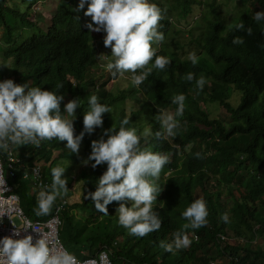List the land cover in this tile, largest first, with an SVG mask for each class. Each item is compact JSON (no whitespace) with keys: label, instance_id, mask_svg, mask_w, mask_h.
Here are the masks:
<instances>
[{"label":"trees","instance_id":"1","mask_svg":"<svg viewBox=\"0 0 264 264\" xmlns=\"http://www.w3.org/2000/svg\"><path fill=\"white\" fill-rule=\"evenodd\" d=\"M14 1L0 0V80L10 78L17 84L63 95L62 112L64 103L76 99L79 106L74 134L82 129L88 98L95 95L111 109L102 114L103 128L112 124L118 128L119 121L127 116L125 127H133L141 135V148L168 156L155 180L162 191L152 205L161 225L143 237L130 235L117 223L119 202L109 203L108 215H104L94 208L90 197L85 199L86 192L95 190L96 179L106 164L95 169L81 164V193L61 212L60 236L69 251L80 255V249L85 248L88 255H95L105 248L114 264H264V21L252 18L255 11L264 10V0H241V11L230 18L218 0L206 3L209 13L204 28L197 35L189 28L193 36L189 29L177 27L186 25L193 7L206 0H151L161 9L158 31L166 40L171 37L178 41L175 45L179 49H184L180 30L187 32L190 53L197 56V63L190 62L186 51L168 52L163 40L156 55L167 56L170 63L163 69L154 68L140 85L118 91L110 88V78L118 74L106 77L103 72L105 77L100 79L97 70H103L102 66L94 68L99 33L84 26L90 17L84 15V9L74 10L78 0H58L44 19L40 11L33 17V5H44L47 0H17V5L12 4ZM237 23L245 29L250 27L251 34L236 30ZM234 37L243 42L233 44ZM187 72L193 73L192 81L181 78ZM200 76L205 77V84L198 90L195 80ZM178 93L185 95L183 114L178 118L187 124H180L171 138L158 139L155 132L160 126L154 116L166 106H176L171 98ZM232 93L239 95L237 105L230 101ZM129 98L134 99L130 105ZM210 101L224 109L221 118L210 116L203 105ZM140 117L145 118L146 125H141ZM101 134L102 128L86 133L81 154L80 147L78 154H73L64 147L66 141L55 138L42 140L39 146L9 148L27 165H40L43 178L51 183L50 170L59 160L79 162L90 152V141ZM10 180L22 208L34 219L48 218L55 205L64 200L57 199L47 215L36 216L33 208L39 190L33 189L30 180H23L20 171ZM196 198L206 203L207 223L182 229L187 221L180 213ZM225 212L227 223L220 219ZM177 230H183L191 244L165 252L159 242L170 241ZM195 234L197 241L193 240Z\"/></svg>","mask_w":264,"mask_h":264},{"label":"clouds","instance_id":"2","mask_svg":"<svg viewBox=\"0 0 264 264\" xmlns=\"http://www.w3.org/2000/svg\"><path fill=\"white\" fill-rule=\"evenodd\" d=\"M79 9H84V15L90 17V21H86L84 26L89 32H103V44L111 49V60L107 61L106 65L100 64L102 68L105 67L114 76L123 75L125 72L131 74L126 88L129 89L131 84L140 85L154 68L163 69L170 63L167 56L156 55L163 42L167 46V40L166 36L158 31L161 9L151 0H78L74 10ZM38 10L40 11V8ZM252 18L256 22L264 21V10L255 11ZM184 27L185 25H179L177 28L182 30ZM185 29L188 30L187 26ZM235 29H244L251 34V28L245 29L242 23L235 24ZM181 30L183 36L185 32ZM180 42L189 54L188 59L195 65L198 58L194 53H190L191 45H184L181 40ZM242 42L240 37H234L232 40L233 44ZM158 43V48L153 46ZM113 78L111 77L110 81ZM181 78L192 81L193 73L187 72ZM195 84L198 90L201 89L205 84V77L196 78ZM63 99V95L38 86L17 84L10 78L0 80V153L7 152L12 145L39 146L42 140L55 138L58 141H66L64 147L70 149L73 154H78L85 134H91L95 128H102V134L90 141V152L80 161L93 169L106 164V169L96 179L95 190L86 192L85 199L90 197L94 208L104 215H108L106 206L109 203L119 202L115 209L117 223L127 229L130 235L143 237L158 230L161 221L152 210V205L162 188L155 180L168 162V156L141 148V135L137 134L135 128L125 127L129 123L127 116L119 121L118 128L113 124L103 128L102 114L110 113L111 109L108 105L98 102L95 95L88 98V110L83 112L82 129L74 134L73 121L79 104L76 99H69L63 104L62 112ZM171 102L176 106H166L154 116L160 126L155 132L158 139L171 138L180 124H187L185 120L178 118L183 114L185 95L175 94ZM207 103L203 104L206 108ZM189 148L190 146L186 147V151ZM195 155L199 156L200 153ZM50 172V185H45L36 194V205L33 208L36 216L47 215L57 197L67 190L66 178L63 177L65 167L57 165L52 167ZM64 200L71 202L70 199ZM180 215L187 221L182 225V229H195L205 225L208 215L205 201L196 198ZM220 219L227 223L228 213H222ZM221 238L224 240L225 236L221 235ZM193 240H198L196 234ZM190 244L191 240L183 230L174 232L170 241L159 242L165 252L187 248ZM67 250L51 247L45 233H41L33 242L31 234L21 237L20 230L15 228L11 235L0 237V264H76L75 256H94L88 255L85 248L80 249V255L72 254L68 248ZM102 250L108 251L103 248L99 252ZM108 253L111 258L109 251Z\"/></svg>","mask_w":264,"mask_h":264},{"label":"built area","instance_id":"3","mask_svg":"<svg viewBox=\"0 0 264 264\" xmlns=\"http://www.w3.org/2000/svg\"><path fill=\"white\" fill-rule=\"evenodd\" d=\"M4 153L6 154L0 153V237L11 235L13 229L16 228L20 230L21 237L31 234L34 242L41 233H45L51 247L54 249L62 247L67 250L61 241L60 232L63 223L61 212L69 200H63L56 204L53 213L46 219H34L28 216L21 207L20 195L14 190L15 185L11 183L10 178L14 177L15 172L20 171L23 180H30L33 189L36 190L44 188L45 185H50V182L43 178L40 165H27L21 161L13 148H9ZM14 215L19 224L14 220ZM25 227L28 229H24ZM75 258L76 264H113L106 250H102L94 256L85 258L75 256Z\"/></svg>","mask_w":264,"mask_h":264},{"label":"rangeland","instance_id":"4","mask_svg":"<svg viewBox=\"0 0 264 264\" xmlns=\"http://www.w3.org/2000/svg\"><path fill=\"white\" fill-rule=\"evenodd\" d=\"M57 1L58 0H47L45 1L44 5H42V3L40 2L34 4L33 12L35 13L33 14V17H35V14L37 11H39L38 10L39 8H40V12H41L43 19L45 17H49L53 11V8L57 4ZM211 1L212 0H206V3H209ZM218 3H221V9L224 11V14L227 15L228 18L234 16V14L241 11L244 5L241 0H218ZM12 4L17 5V0L12 2ZM208 13L209 11H208V7L206 4L195 6L191 15L187 19V24L185 25V27L187 26V29L191 28L194 35L199 34L201 30L204 28L205 20H206V17L208 16ZM98 33L99 34L97 35V38L95 41V45H96L95 47L98 49L99 55L96 60V64H94V68H97V66L100 64L106 65L107 61L111 60V58H108V55H106V52H107L106 50L111 51V49L110 47H105L103 44L104 33L103 32H98ZM190 35L193 36L191 31H190ZM180 40L184 43V45H186L190 40V36H187V32H185V34H183V36L180 37ZM177 42L178 41H176L175 39H172L171 37H169L167 39V46H165V48L170 52H179L181 50L187 51L186 49H179L175 45ZM153 46L158 48L159 43ZM2 61H3V58H2V55H0V62ZM97 71L100 72V75L98 77L102 75L100 79H103L105 77L103 75V72H105L106 77L112 75V73L106 70L105 67H103V70L98 69ZM130 78H131L130 73L125 72L123 75L118 74V76L114 77L111 80L112 86L110 85V88L113 91H118L123 88H126L129 85ZM230 101L233 105H237L239 101V95L236 93L235 94L232 93ZM133 102H134V99H129L127 101V104L130 105ZM207 108L210 112L211 117L213 118L222 117L221 115L223 114L222 111L224 109L221 106H219L217 103H207ZM167 111H171V109H167ZM140 121H141L142 126L146 125V120L144 117H140ZM81 153H82V147H80V154ZM82 159H84L83 156L80 158L79 162L77 160H71V159L62 160L61 159L56 163V166L60 165V166L65 167V172L63 173V177L66 178V187H67V190L64 191L62 195L58 196L57 199H70L71 201H74L76 199V196L80 195L81 184L79 181L78 167L81 165L80 161ZM49 176H51V174ZM69 178H71L72 180L69 181ZM13 218L19 224V221L15 215L13 216ZM67 248L71 250L69 247Z\"/></svg>","mask_w":264,"mask_h":264}]
</instances>
